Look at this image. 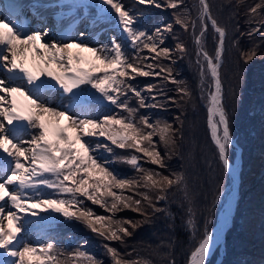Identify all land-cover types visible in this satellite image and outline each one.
<instances>
[{"label":"snow or ice","instance_id":"snow-or-ice-1","mask_svg":"<svg viewBox=\"0 0 264 264\" xmlns=\"http://www.w3.org/2000/svg\"><path fill=\"white\" fill-rule=\"evenodd\" d=\"M135 4L160 7L156 0H133L131 6L123 0H97L94 4L73 0L70 7L83 9V22L91 31L75 27L77 21L70 14L58 13L53 29L44 23L38 8L33 15L41 19L33 24L16 0L0 7V264H104L87 250L86 240L71 250L58 247L50 232L57 218L51 214H59L66 223L82 224L105 241L124 244L125 238L133 235L128 226L134 231L151 221L148 209L153 214L167 212L157 204L166 201L173 189L187 197L184 172L165 174L141 164L143 160L168 169L165 157L179 154L182 131L166 120L151 121L140 115L139 108L163 105H148L144 96L157 86L147 84L138 89L132 81L163 74V80L177 86L181 100L191 98L192 92L160 62L171 59L172 49L161 44L163 33L171 32L172 25L149 33L140 25L143 13ZM64 6L60 0L53 5ZM167 7L180 8L174 13L175 24L192 30L209 139L223 176H231L233 183L232 188L221 183L214 197V203L227 197L219 225L212 230L205 227L187 255L186 264H208L214 247L221 244L236 199L238 166L233 159L234 137L220 72L228 34L212 14L209 0H195V18H190L183 0H168ZM93 8L95 11L89 12ZM261 13L264 0L248 7L249 22ZM101 24L114 25L120 35L90 46ZM257 25L249 37L264 29V20ZM209 27L213 54L205 48ZM175 48L181 54L187 52L183 42ZM145 50L149 55H142ZM256 54L253 47L240 52V58L247 65ZM133 98L138 107L132 106ZM168 100L177 102L174 97ZM160 144L165 147L163 156ZM116 149L124 154L117 155ZM105 152L114 160L106 159ZM113 162L127 164L136 175L122 176L110 167ZM87 202L107 214H98ZM125 209L139 213L144 220L117 219L116 214ZM209 222L206 219V225ZM186 227L195 230L190 208ZM103 247L112 264H152L150 259H131L132 253H121L110 243ZM166 264L175 261L167 259Z\"/></svg>","mask_w":264,"mask_h":264},{"label":"trees","instance_id":"trees-1","mask_svg":"<svg viewBox=\"0 0 264 264\" xmlns=\"http://www.w3.org/2000/svg\"><path fill=\"white\" fill-rule=\"evenodd\" d=\"M259 2L260 0H241L238 4L237 0H209L212 14L227 29L226 51L220 72L233 137L240 147L236 204L231 224L224 233V254L215 264H264V29L251 37L248 36L252 28L258 26L257 21L264 20V13L254 17L251 23L247 14L248 7ZM127 3L131 6L133 0H128ZM156 3L160 7L135 4L143 13L140 25L149 33L157 27L172 25L171 32L163 33L161 44V47L172 49L171 59L160 62L163 66L171 68L177 81L187 84L192 96L181 100L176 92L177 86L163 80V74L161 77L139 76L132 81L138 89L145 88L147 84L157 86L151 92L145 91L144 96L148 105H163L162 108H139V114L149 116L151 121L166 120L182 131V138L178 139L179 154L171 156L170 159L165 157L168 169H159L143 160L141 164L145 168H157L165 174L169 171L184 172L188 194L185 197L183 191L173 189L166 201L157 204V207L167 209V212L153 214L151 209H148L151 221L134 231L128 226L133 235L126 237L124 244L105 241L82 224L66 223L62 216L56 214L54 217L57 220L51 226L50 232L57 238L58 247L71 250L86 240L87 250L103 260L104 264H112L103 247L105 243H110L121 253H132L129 257L131 259H150L152 264H166L167 259H172L175 264H186L188 253L202 237L205 227L210 230L216 222L224 198L220 203H214V197L218 194L221 183H225L228 188L231 186V176H223L215 160V149L209 139L204 101L200 99L198 87L199 75L195 63L196 50L192 30L190 28L185 31L175 24L174 13L181 11L180 8L167 7L168 0H156ZM194 3L195 0H183V7L190 9V18L197 15L196 9L193 8ZM234 40L237 41L236 46H233ZM178 42L186 45L185 54L176 51ZM253 47L256 49V57L245 65L240 58V52H246ZM205 48L209 54H213L214 43L210 27L205 39ZM128 54L130 57L133 55L130 47ZM142 55L147 56L149 53L145 50ZM154 96L156 99L152 98ZM168 97L176 98L177 102H170ZM131 104L138 107L135 98ZM154 139L158 141V138ZM159 151L163 156L164 145H159ZM236 151L237 146L234 145L233 158ZM116 153L124 154L119 149H116ZM103 155L110 161L114 160L111 154L105 152ZM110 167L122 176L136 175L130 166L124 163L113 162ZM87 203L98 214H107L99 206ZM189 208L195 221L194 231L186 227ZM116 218L131 220L133 223L144 220L142 215L130 209L118 212ZM206 219L210 221L207 225ZM161 241L164 242L163 246H160ZM212 262H215L214 257Z\"/></svg>","mask_w":264,"mask_h":264},{"label":"rangeland","instance_id":"rangeland-1","mask_svg":"<svg viewBox=\"0 0 264 264\" xmlns=\"http://www.w3.org/2000/svg\"><path fill=\"white\" fill-rule=\"evenodd\" d=\"M90 3H96L97 0H89ZM123 2L128 5L129 3L128 0H123ZM53 5H54V2H53ZM95 9H89V12H94ZM50 15V14H49ZM70 15L76 19L77 23L75 24V27H78L80 30H89L91 31L92 28L91 26H89L88 24L84 23V14H83V9H75V8H71V11H70ZM54 17V16H53ZM52 15H50L48 18H47V22L46 24H48V26L52 27L53 29L56 28V24H54V21L51 22L52 20ZM54 26V27H53ZM97 35L95 36L94 38V42L90 45V46H96V43H107L109 41V39L113 36V35H120V33L118 32V30L114 27V25H110V24H101L99 27H97L95 29ZM55 34V32L53 33V35ZM240 171V169H239ZM230 188H232V183H231V186ZM46 191H50V190H46ZM226 199L227 197H224V200H223V203L221 204V207L219 210L222 209V207L224 206V203L226 202ZM219 213V211H218ZM218 213H217V218H216V222L214 223L213 227L216 225L217 223V220H218ZM42 216L44 215H47V213H41ZM53 217L56 216V213H52L51 214ZM33 219H36V218H33ZM212 227V228H213ZM212 228L210 230H212ZM35 234H33L32 236V239H35ZM223 238L224 236L222 237V242L220 244V246L218 248L214 247L213 249V255H211L209 257V261H208V264H215L218 260L221 259L222 255L224 254V248H223ZM222 246V247H221ZM214 257L215 259V262H212V258Z\"/></svg>","mask_w":264,"mask_h":264},{"label":"bare ground","instance_id":"bare-ground-1","mask_svg":"<svg viewBox=\"0 0 264 264\" xmlns=\"http://www.w3.org/2000/svg\"><path fill=\"white\" fill-rule=\"evenodd\" d=\"M20 2L22 3V5L24 7V10L28 11L30 13V15L33 16V13L38 8L39 12L41 13V15L43 17L44 22H46L47 18L50 15H52L53 19L51 20V22L54 21V24H56L55 20H56V16H57L58 13L61 14V15H64V16H68L70 14V11H71L70 5L73 3V0H60V3L65 5L64 7H60V8L53 7V2L55 4L57 2V0H20ZM36 17L38 18V20L41 19V16H36ZM235 188H236V186H235ZM223 208H224V206L219 211L218 220H217V223L214 226V228L216 226H218L219 223H220ZM223 236H224V234H223ZM221 242H222V239H221Z\"/></svg>","mask_w":264,"mask_h":264},{"label":"water","instance_id":"water-1","mask_svg":"<svg viewBox=\"0 0 264 264\" xmlns=\"http://www.w3.org/2000/svg\"><path fill=\"white\" fill-rule=\"evenodd\" d=\"M234 145L237 146V151H236V155L234 156V163L238 166V174L236 176V180H235V192H236V196H237V192H238V183H239V169H240V147L236 144L235 140H234ZM231 183H232V178H231ZM232 186H233V183H232ZM234 207H235V201L233 202V208H232V214L234 212ZM220 211V210H219ZM219 214V213H218ZM232 214H231V218L229 220V224H228V227L231 223V219H232ZM214 228V227H213ZM212 228V229H213ZM227 229V228H226ZM225 229V230H226Z\"/></svg>","mask_w":264,"mask_h":264}]
</instances>
